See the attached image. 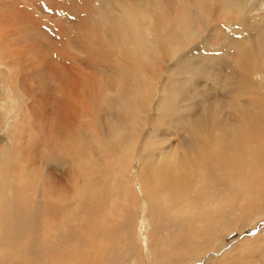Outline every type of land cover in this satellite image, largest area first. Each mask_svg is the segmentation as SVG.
<instances>
[{
    "label": "bare ground",
    "instance_id": "obj_1",
    "mask_svg": "<svg viewBox=\"0 0 264 264\" xmlns=\"http://www.w3.org/2000/svg\"><path fill=\"white\" fill-rule=\"evenodd\" d=\"M133 11L130 5L124 6L123 16L112 17L109 26L123 45L128 40L133 42L136 55L144 51L147 41L138 20L131 18L135 16ZM253 43L258 47L254 52L252 42L242 49L243 63L236 67L239 71H234L226 106L220 105L224 109L220 119L212 113V107L202 112L197 105L179 107L173 90L164 97L159 106H166L161 126L170 130V124L172 129L169 133L157 132V140H150L146 158L139 150V126L146 125V113L155 94V76L146 66L149 62L128 60L123 68L110 70L120 76L122 86L117 93L130 86L134 74L138 76L128 95L119 96L120 100L113 95L107 98L109 109L99 113V119L105 118L109 128L98 127L101 137L93 126L87 131L90 137L85 126L84 135L78 134L85 120L95 118L92 114L98 99L96 93L92 97L83 94L87 104H77L80 100L75 102L71 95L86 83L69 76L68 84L65 81L60 86L67 84L71 100L67 107L74 110L67 114L58 98L55 104L60 109L54 108L49 119L50 125L54 124L49 131L61 135L63 143L54 147L51 155L56 152L58 159L64 157L69 166L60 177L51 172L44 178L37 173L31 187L21 183H8L6 187L0 177V264H25V260H31L29 264H180L200 256H186L188 250H201L204 256L209 249L216 251L205 264H236L228 261L230 255L214 261L225 253L221 250L228 232L239 229V237L251 230L258 220L255 218L253 225L245 221L251 209L253 213L264 209V171L263 178L256 177L261 167L257 160L254 165L251 160L264 153V39ZM46 79L42 78L38 86L45 88ZM104 98L103 94L100 100ZM187 111L189 114L183 115ZM122 112L127 113L133 126L121 125L120 137L130 132L121 145L112 131L114 122L124 121ZM185 121L192 128L188 138L180 141V146L171 145L169 135L174 130V135L186 130L181 125ZM45 132L42 128L36 131L35 143ZM6 157L0 160V172L12 166ZM249 165L252 168H246ZM24 166L22 162L13 163V171L20 170L15 174L20 179ZM108 169L107 177L104 171ZM248 169L253 176H245ZM100 182L104 189L96 190ZM17 186L20 188H12ZM142 213L143 218L138 219ZM139 224L143 232L138 230Z\"/></svg>",
    "mask_w": 264,
    "mask_h": 264
},
{
    "label": "rangeland",
    "instance_id": "obj_2",
    "mask_svg": "<svg viewBox=\"0 0 264 264\" xmlns=\"http://www.w3.org/2000/svg\"><path fill=\"white\" fill-rule=\"evenodd\" d=\"M126 5L134 10L135 16L131 18L138 20L147 41L144 51H138L136 55L133 54V42L128 40L123 45L109 26L112 17L123 16ZM150 27L155 30L149 32ZM262 39L264 0H0V103L6 106V109L0 106V160L7 155L6 162L12 165L0 172L3 185L9 187L8 183H21L31 187L35 184L37 173L44 178L49 177L51 172L60 177L67 170L69 163L64 157L58 159L56 152L53 157L51 155L53 148L62 147L63 143L61 135L49 131L54 126L50 125L49 119L54 108L60 109L59 105L66 108L67 114L74 110L67 107L71 103L70 91L66 87L69 76L86 83L81 88L76 87L71 95L75 102L80 100L77 104H87L84 95H97L95 111L92 109L95 118L85 120L81 131H78V134L84 135V126L86 134L92 126L97 131L100 125L108 130L106 119H99V113L109 109L107 98L114 96L115 100H120L119 96L128 95L129 88L137 81L135 76L138 74H134L130 86L117 93L122 86L120 76L110 70L123 68L128 60L149 62L146 66L148 72L155 76V94L146 113V125L139 126V150L146 158L150 140H157V132L166 130L169 133L172 129L170 124V130L166 125L161 126L165 123L166 106L165 103L159 106L164 97L167 98L173 90L180 101L179 107L197 105L201 112L212 107V113L216 114L217 120L220 119L228 99L227 91L235 81L234 71H239L236 67L243 63L241 52L245 43L252 42L251 50L254 52L258 47L253 42ZM42 78H47L45 88L38 86ZM65 81L67 84L63 88L61 86ZM175 86L179 89H172ZM103 94L105 98L100 100ZM58 98L61 100L59 105L55 104ZM122 114L124 121L114 122L112 131L121 145L130 136V132L126 131L120 137L121 125L133 126L127 113ZM188 114L187 111L183 115ZM181 125L186 130L181 129L178 135H174V130L169 135L173 146H180V141L188 138L192 131L189 121ZM39 128L46 130L45 136L35 143ZM98 134L102 136L100 130ZM112 147L119 151L115 145ZM5 150L10 151L5 153ZM251 160L253 165L258 161L261 168L256 177L261 178L264 153ZM14 161L25 165L22 179L15 175L20 170L13 171ZM133 168L137 170L138 163ZM246 168H252V165ZM249 172L252 170L248 169L245 176H253ZM104 174L108 177L110 170L104 171ZM98 189H104L101 182ZM261 205L264 207V201ZM251 212L245 221L253 225L258 218L256 225L239 237V229L228 232L225 248L221 250L225 253L214 262L230 255L228 261H235L236 264H264V209H257L254 213L251 209ZM143 215L138 219H142ZM138 230L143 232L142 224H139ZM213 251L216 250L209 249L201 256V250H188L186 256H200L180 264H205ZM29 262L31 260L24 263Z\"/></svg>",
    "mask_w": 264,
    "mask_h": 264
}]
</instances>
